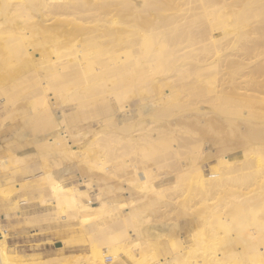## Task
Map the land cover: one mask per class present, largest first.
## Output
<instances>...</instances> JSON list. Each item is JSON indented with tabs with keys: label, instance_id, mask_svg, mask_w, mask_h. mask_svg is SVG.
<instances>
[{
	"label": "bare ground",
	"instance_id": "bare-ground-1",
	"mask_svg": "<svg viewBox=\"0 0 264 264\" xmlns=\"http://www.w3.org/2000/svg\"><path fill=\"white\" fill-rule=\"evenodd\" d=\"M5 125V202L50 206L35 231L77 221L87 249L25 259L0 224V264H264V0H0ZM187 182L191 206L225 194L179 238L154 215Z\"/></svg>",
	"mask_w": 264,
	"mask_h": 264
},
{
	"label": "rangeland",
	"instance_id": "rangeland-1",
	"mask_svg": "<svg viewBox=\"0 0 264 264\" xmlns=\"http://www.w3.org/2000/svg\"><path fill=\"white\" fill-rule=\"evenodd\" d=\"M12 131H13V128H12L11 125H5V126L0 127V147H2V138L5 137V136H9L12 133ZM62 134H65V133H62ZM68 142H69V145H71V143H74L72 145L74 147L75 146L76 147L75 148L73 146L72 147L74 149H76L77 146L80 145V143L82 141L79 140V142H78V138L76 139V136H72V137H70L68 139ZM21 143L18 144L16 142H13V146H14L13 147V149H14L13 151L18 152V154L21 155V156H26V155L31 154V152H33V149H34V146L33 145L30 144L28 146L27 143H24L22 141H21ZM209 144H210V142H209ZM209 144H206V149L208 150L209 153L211 152L213 154L212 150L214 151V149H216V148H214L215 145L210 144V146H209ZM208 148L210 149V151H209ZM40 161H41V159H40ZM34 163H35V161L31 160L27 164L28 165H33ZM211 164H213V162H211ZM207 172H209L208 169H207ZM81 179H82V175H81V173L80 174L78 173L75 176H73L72 178L67 179L66 180V183H71V182L77 183V182H81L82 181ZM19 180H22V179H19ZM112 182L116 186H119V184H120V182L117 181V180H115V179L112 180ZM1 184L2 183H0V185ZM191 184H192V182H190V183L187 182V184L184 185V188L182 190H178L177 192H175L173 194V198L171 199V205H172V201L174 200V203L173 204H175V206L172 205V208H171V205H170V207H169L172 210L171 209L168 210V208H165V210H164L162 208L161 209L162 211L159 212V210H160L159 209L157 211L158 212V215H157V212H156V215L157 216L154 215L155 213H153V215L155 216L154 218L157 221L158 220L159 221H164V220L167 221L168 219H172L173 218V220H176L180 225L182 223L181 229H179V230L176 231V236L179 237V238H181L184 235H186V230H185V227H184L185 224H186V221H191V218L193 220V217H196V219H197L200 215H202V214L199 213V212L202 213V211L204 212L203 215L205 214V216L207 217L206 214H209L210 213L211 207L210 208L209 207L206 208L205 205L207 203H210L211 206L218 204L220 202V200H221L220 199L221 196L222 195L224 196V194H225V193L222 194V193L218 192L217 195L214 193V195H215L214 196L212 194L213 192H208L211 195L209 196V194L206 193V195H208L207 196L208 199H206L207 197H205L206 195H205V193H203L204 199H206V201L208 200L207 202L204 201L206 204L205 203L204 204L202 203L201 205H203V207L200 204L191 206L193 204V202H191L192 204H190V197H189V195L191 196V193L194 192L193 189H192V187H190ZM186 185H187V187H186ZM256 185L258 186V184H254V186H256ZM254 186L252 188H256L257 187V186L256 187H254ZM81 187H82V190H84V191L87 190V192H89L90 195L91 194L94 195V193L96 192L95 188H91V189L90 188H87L86 185H85V183L82 184ZM232 187H234V186L232 185ZM124 188L125 189L123 191H117L118 193L120 192L119 194L117 193L120 200H123L124 202H130V201H132L133 199H135L137 197L138 193H137V190L135 188L134 189H128L127 186H126V184H125ZM45 192H47L46 189H45ZM189 192H191V193L189 194ZM121 194H122V197H121ZM218 197H219V200H218ZM183 200H184L185 203L183 202ZM187 200H188V202H187ZM181 201H182V203H181ZM210 204H208V205H210ZM92 205L94 207H98L99 206V201L96 200V199H93ZM194 206H195V208H193ZM49 207L50 206H48V205H43L41 203L39 204V201L36 200L34 202V204H30V206L29 205H20V208L21 209H19L18 207H14V206H12L10 204H7L5 202V198L3 197V195L0 194V224L2 225L3 232H4V234L7 237L8 244L11 247V250L13 252H16L17 254L19 253L22 256V258H25V259H29L30 260V259H32L31 257H33V258L34 257H47V256L53 255L55 253H61V254L83 253L87 249L86 242L84 241V238H83L84 237L83 236L84 234L81 231L82 229L77 224V221H74V223L71 226H62L60 228V232L59 233H50L48 230H38V231H35L33 229L35 227L29 226L30 225L29 222L32 220V215H33L32 211H37V210L38 211H44V210H46ZM173 207L174 208L176 207L175 208V211H174V208ZM179 209H180V211H179ZM207 209H209V211L206 212L205 210H207ZM182 211H184V213L187 212V215L188 214L189 215L186 216V213L184 214V213H182ZM164 213L167 216L164 215ZM169 214L171 215V217H170ZM180 214L181 215L183 214V215L181 216ZM159 216L160 217H163L164 216L162 218L164 220H162ZM168 216H169V218H168ZM195 224L196 223H194V225ZM195 226H197V225H195ZM182 228H184V229L182 230ZM206 229H207L206 233L208 234V236L212 235L211 230H209L210 228L208 227ZM177 232H179V234L180 233L181 234L179 235ZM208 232H210V234ZM58 242H61L62 244L60 246H58L57 245ZM165 242H166L165 239H162L160 241H155L156 251L158 253H160L161 255L164 253V250H163L162 246H164V243ZM59 247H62V249L59 250L58 249ZM211 247L212 246L210 244V248L206 249V251H207L206 253H209L210 252ZM191 256L192 255L190 254V257L188 259L187 258L185 259V262L187 264H192L193 261H194V259L197 260L200 257V256H197V257H192L191 258ZM193 256H194V254H193ZM125 259H126V262L128 264H135L136 261H140L141 260L140 258H139L140 260H138L136 257L134 259H131V258H128L127 256L125 257ZM200 259H201V257H200ZM233 262L231 264H233ZM109 263H112V260H110ZM234 264H237V263H234Z\"/></svg>",
	"mask_w": 264,
	"mask_h": 264
},
{
	"label": "water",
	"instance_id": "water-1",
	"mask_svg": "<svg viewBox=\"0 0 264 264\" xmlns=\"http://www.w3.org/2000/svg\"><path fill=\"white\" fill-rule=\"evenodd\" d=\"M62 243L61 242H58L57 245L60 246Z\"/></svg>",
	"mask_w": 264,
	"mask_h": 264
},
{
	"label": "built area",
	"instance_id": "built-area-1",
	"mask_svg": "<svg viewBox=\"0 0 264 264\" xmlns=\"http://www.w3.org/2000/svg\"><path fill=\"white\" fill-rule=\"evenodd\" d=\"M107 260H108V261H110L111 259H110V258H108Z\"/></svg>",
	"mask_w": 264,
	"mask_h": 264
}]
</instances>
